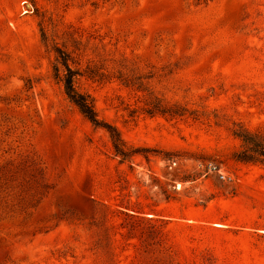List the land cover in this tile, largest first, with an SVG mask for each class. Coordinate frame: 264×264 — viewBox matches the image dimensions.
Instances as JSON below:
<instances>
[{"label": "rangeland", "instance_id": "374dc122", "mask_svg": "<svg viewBox=\"0 0 264 264\" xmlns=\"http://www.w3.org/2000/svg\"><path fill=\"white\" fill-rule=\"evenodd\" d=\"M241 131L264 134V0H0V264H264Z\"/></svg>", "mask_w": 264, "mask_h": 264}, {"label": "trees", "instance_id": "16d2710c", "mask_svg": "<svg viewBox=\"0 0 264 264\" xmlns=\"http://www.w3.org/2000/svg\"><path fill=\"white\" fill-rule=\"evenodd\" d=\"M60 58V64L64 68V74L59 76V69L55 68L56 77L62 83L64 93L67 98L72 102L79 112L93 125L96 127L104 128L107 130L110 139L112 141L115 152L126 158L128 153L125 151V147L120 140L118 132L109 124L98 118L95 111L93 100L85 93L80 92L76 84V79L80 75L79 71L73 70L69 67L68 55L62 53ZM139 77L126 76L122 78V85L126 88H132L134 91H143V83ZM144 112L148 115L159 114L162 116H175L178 115L171 108H167L160 101L152 98L151 93L146 91V99L144 103ZM234 135L240 140L241 147L235 153L234 157L244 163H251L264 168V134L263 133H249L241 131L240 133H234Z\"/></svg>", "mask_w": 264, "mask_h": 264}, {"label": "built area", "instance_id": "2783aa9c", "mask_svg": "<svg viewBox=\"0 0 264 264\" xmlns=\"http://www.w3.org/2000/svg\"><path fill=\"white\" fill-rule=\"evenodd\" d=\"M213 170H216L215 168H213ZM222 178H223V176H222Z\"/></svg>", "mask_w": 264, "mask_h": 264}]
</instances>
